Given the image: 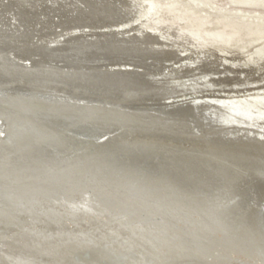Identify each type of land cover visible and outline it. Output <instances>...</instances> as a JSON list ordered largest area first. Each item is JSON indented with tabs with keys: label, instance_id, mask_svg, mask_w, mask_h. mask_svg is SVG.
Returning a JSON list of instances; mask_svg holds the SVG:
<instances>
[{
	"label": "bare ground",
	"instance_id": "bare-ground-1",
	"mask_svg": "<svg viewBox=\"0 0 264 264\" xmlns=\"http://www.w3.org/2000/svg\"><path fill=\"white\" fill-rule=\"evenodd\" d=\"M29 1L35 12L47 9L46 0ZM231 2L264 7V0ZM24 5L19 0H0V30L11 28L13 36L28 32L31 11ZM16 6L19 10L13 12ZM122 6L128 16L136 11L131 18L137 23L135 29H149L166 42L160 44L151 37H85L68 42L62 50L82 53L84 47L102 50L116 46L158 56L194 50L207 58L216 57L217 51L231 53L227 46L264 38V18L259 15L253 24L229 21L211 25L207 14L187 5L182 9L175 0L163 6L162 14L153 0H126ZM89 16L95 19L94 14ZM100 40L104 45H98ZM241 50L233 52L238 56L231 62L235 68L264 72V44L249 52ZM16 55L0 48V264H264V206L252 209L249 201L264 199V193L260 196L252 190L251 197L237 190L245 174L254 177L252 173L258 170L246 163L250 154L228 150L244 145L264 150V87L215 99L218 106L210 105L202 112L196 107L193 116L178 115V110L156 113L123 103L153 89V83L124 86L126 82L121 81L120 90L98 85L100 97L81 95L79 87L97 85L88 77L96 68L69 62L61 66L41 59L33 62ZM203 58L198 57L202 62ZM212 63L217 64L215 60ZM106 69L115 68L98 70ZM70 76L77 85L59 89L64 82L70 84ZM119 76L124 79L123 74ZM39 114L72 121L54 124ZM75 121L91 126L81 127ZM194 121H203L205 128L243 132L249 137L241 140L240 135H234L237 139L227 140L205 134L202 144L175 139L177 133L189 134L197 128ZM112 123L117 125L110 127ZM73 127L81 133L88 131L84 128H109L102 136L114 132L110 138H117V142L109 148L95 147L99 151L92 154L88 149L70 152L68 145L76 146L62 133ZM52 140L61 149L38 159L37 150L42 145L55 147ZM108 149L123 150L126 159H117V164L105 161ZM128 149L133 150L130 155ZM144 151L158 164L165 166L169 161L168 167L181 162L190 168L194 162H205L218 183L204 192L200 187L186 186L188 175L183 181L179 176L170 177L167 170L152 175L140 168L139 161L133 162V157ZM88 157L94 166L85 164ZM123 161H130L129 165Z\"/></svg>",
	"mask_w": 264,
	"mask_h": 264
},
{
	"label": "water",
	"instance_id": "water-1",
	"mask_svg": "<svg viewBox=\"0 0 264 264\" xmlns=\"http://www.w3.org/2000/svg\"><path fill=\"white\" fill-rule=\"evenodd\" d=\"M19 1L20 2L22 1V3H25L24 7L26 8V10L29 9V11L27 12L31 11L30 18L27 20L28 24L26 26V30L28 32L27 33L24 32L23 34H20L18 36H13V33L11 32V28L0 30V48L7 50V51L13 50L14 53L17 54L16 56H22L25 59L29 58L33 60V62L35 60L38 61L37 59H41L43 61L54 62L56 63V65H58L59 63V65L61 66L63 65L64 62H69V63H76L78 65H85L88 68L89 67L93 69L96 68L97 70L95 69V71L93 73H90L88 77H90L91 79L90 80L91 84H97V85L94 87H90V86L85 87V86L80 85L81 87L78 88L77 93L81 95L82 94L87 95L86 93H88V95L91 97H100L99 95H100V92H102V90H100L99 87H97L98 85L109 86L111 87L112 90L114 89L117 91L121 89L120 86H123L120 82L124 81V84L126 82L124 86H128L131 83H134L136 85H139V84L148 85L151 83L155 84L153 89L149 90L146 93H142L136 99L131 98L129 100H126V102H123L126 106H129V107L143 106V107L148 108L147 102L159 101L161 99L162 97L161 90L157 86L158 84L154 81L151 75V73L153 72L152 59L153 60L158 59L159 61H162L163 58L170 56V54L171 56H177L178 52L173 51V53H167L165 56H158L157 54H151L149 52H144L139 49L135 50V49L128 48L129 50H125V49H121L122 47L116 48V46H114L113 49H106L104 47L102 50L101 49L97 50L95 48L88 49L87 47H84L83 48L84 52L82 51V53L81 52H71V51H68L67 53H65V50H62V48L65 47V45L68 42L76 40V39L78 40L81 38H85L88 36L98 37V39L100 38L101 40H103L104 37L108 38V36L109 37L110 36L119 37L122 39H129V38H123L122 37L123 32L121 31H110V32H91L90 31V32H84V33L73 32L67 35L64 40H56V41L51 40L56 33V29L51 30L52 27L57 28L58 26H64V25H66L64 27H69L70 26L69 24H71L72 26L73 25H90V27L93 28L94 26H96L98 23L102 21H108V22L114 23L118 20H121L122 18H125L127 14L123 13L124 11L121 9L123 8L121 7V4H124L126 0H81L83 4L82 3L80 4L79 2H77V0L75 1L74 0H46L45 3L48 5L46 7L47 9H45L44 11L41 10L39 12L38 11L35 12L32 9H30L32 7L31 5L27 3L31 1L29 0L27 1L19 0ZM17 10H19V8L16 6L13 12ZM91 13L94 14L92 18L94 17L95 19L89 18L90 17L89 15ZM151 33H152L151 30L143 28L141 31L139 30L137 34H135L134 36L130 38L138 39L139 37L141 38L151 37L156 42L158 43L161 42L160 44H162V42L165 41L161 36L158 37ZM101 40L99 41V44L97 43L99 46L104 45V43H101ZM95 59H99L101 61L95 62L94 61ZM117 59L125 60L127 62H133L136 67L141 66L143 70L142 71H137V70L122 71V70H116V69H114V71L112 70L109 71L108 69L103 70V71L98 70L99 68L106 66L107 62L114 61ZM212 64L214 63L212 62L209 63V65H212ZM231 67H235V66H231ZM122 74L124 75V79L123 78L121 79V77L119 76ZM67 79H69L70 84L67 82H64V85L58 86L59 89L70 90L71 88H66V86L71 87L73 85H77L76 81L75 83L74 81H72L74 80L73 76L72 78L70 76ZM87 82H89V80ZM79 83L81 84L82 82H79ZM22 86L26 87L25 89L30 88L29 85L17 84V87H22ZM102 95L103 96H108V95L114 96V94L112 93L111 94L102 93ZM188 106L189 107H184V108L179 107V108H173V109L172 108H169V109L161 108L160 111L178 110L179 111L178 115L183 116L189 113L188 116H191V115L193 116L194 107H190V105ZM148 109H151V108H148ZM40 118L43 120L54 122V124H60V125L70 124V121H72V120L67 119L66 117L58 116L55 114H42L40 115ZM173 118L177 119V117H173ZM75 124H78L81 127L91 126V124L89 123L84 124V123H81V121H75ZM194 124H195V127L197 128H192L193 131L189 134L185 133L184 131L179 132L180 134L176 132L177 135H175L176 133H174L175 139L185 144L186 143L187 144L197 143V142L202 144L201 139L203 135L205 134L212 135L213 137H217V138L227 139V140L235 139L236 137L234 135H240L239 139L241 140H247L246 138L249 137L247 135H243V132L240 134H235V132L228 133V132L222 131V129H219V128L218 129L205 128L206 124L204 125L203 121H199V122L194 121ZM115 125L117 124L112 123L110 124V127L115 126ZM74 127L66 130L65 133H62L69 137L68 138L64 136L63 138L71 142L72 144L70 145L75 144L76 146V147H73V146L69 147L68 145L67 150H69L70 152H74L75 149H80V150L88 149L90 150V154H92L93 152L95 153L99 151V149L96 150L95 147L102 148V146L104 147L106 146V148H109L113 146L114 142L115 143L117 142L116 141L117 138L115 139L110 138L112 136H115L114 132H110L109 137L105 139L104 141L100 140V137L104 133H106V131H108L109 128H84V129H87L88 131H84V133H81L79 132L81 131V129L74 128ZM168 134H171V133H168ZM52 141L54 143L56 142L55 147H52L53 145L49 146V144H47L48 146L42 145L39 148L40 151L37 150L38 159L41 160L42 158H46L45 157L46 155L53 156L56 148L61 149L59 145L57 146V143H58L57 141L55 140H52ZM244 146L243 147L237 146L238 148L235 147L234 149H228V150L230 152L243 151L242 153L250 154V156H252L248 158V160H246V163L248 165L251 164L253 167L257 168L258 170L256 171L257 173H252L254 177L249 176V178L245 174L243 176V180H239L237 184V188H238L237 190L242 191V192L244 191L248 196L252 197L253 196L252 190H255L254 192L259 195L264 193V150L262 149V151H260L256 149L255 147L251 148V147H247V146L244 147ZM122 151L123 150L116 149V151L113 152L110 149H108L107 151L106 150L104 151L105 154L103 157L105 158V161L107 160L109 162L112 160L113 162L117 164L118 163L116 162L117 159L119 160L126 159L125 158L126 154L123 153ZM45 152L48 154H46ZM126 152L128 155H130L133 152V150L128 149ZM143 153L145 154L144 156H143ZM65 154H67V152H65ZM138 154H139L138 158L133 157V162L137 164L139 161L140 166H141L140 168L143 169V167H145L146 172H150L152 175L160 174V173L166 172L167 170V173L168 175H170V177L172 176L173 178H176L179 176L181 177L182 181L187 180L186 176L188 175L187 182L189 183L186 182V186L189 187L190 189H192L193 187H195L196 189L197 187H200L201 190L205 192V191H209L214 183H218L216 182L217 179L213 178L210 167L204 164L205 162L204 163L199 162V161L194 162V166L190 168L186 167L185 164L181 162H177L174 166L168 167L167 164L169 161L165 163V166L162 165L163 163L162 162L160 163V161H159L160 164H158V162H155L156 159H152V157H148L147 154H149V151L148 153L147 151L141 152L142 155L140 153ZM179 154L181 153L179 152ZM184 157H187V156H184ZM129 162L130 161H127L124 163L129 165ZM151 162H154V163H151ZM85 164L86 165L91 164L92 166H94L93 160H90L89 157L85 159ZM259 171H262V173H258ZM185 172H187L188 174H185ZM193 178L195 179L193 180ZM199 179L204 183H201V182L197 183ZM256 200L258 199L249 200L251 202L249 203L252 205V209H256L255 206L256 207L264 206V199L259 198L258 201ZM154 242H157V240L156 241L154 240Z\"/></svg>",
	"mask_w": 264,
	"mask_h": 264
},
{
	"label": "rangeland",
	"instance_id": "rangeland-1",
	"mask_svg": "<svg viewBox=\"0 0 264 264\" xmlns=\"http://www.w3.org/2000/svg\"><path fill=\"white\" fill-rule=\"evenodd\" d=\"M153 1L157 3L158 6L157 9L159 13L162 14L164 13L166 8L163 6L168 4V2L171 0H153ZM175 1L177 2V6H179L182 9L185 8L184 5H187L197 13L207 14L208 17L210 18L211 25H221L229 21H243L247 24H253L254 22H257L255 15H259L260 17L264 18V7L247 6L241 3L236 4L231 2V0H175ZM77 2H79L80 4L82 3L81 0H77ZM122 5L123 4H121V7H123ZM135 12L136 11L133 10L129 16L126 15L125 18H122L121 20H118L114 23L108 21H102L93 28L90 27V25L72 26L71 24H69L73 28H71L70 26H69L70 28L64 26H58L56 28L57 33H55V35L51 40L56 41L55 40L56 38L57 40H60V38L61 40H64L66 38V35L73 32L81 33V30L83 31L82 33L90 32V31L110 32L114 30L115 31L122 30L121 31L123 32L122 37L129 38V36L132 37L134 36V33L137 34L139 32L138 29H135L137 23L131 20V18L135 16L136 14ZM63 28L66 29L63 30ZM244 43L245 44L240 43L238 45L235 44L233 46H227L228 51H231V53L217 51L216 57H211V56L207 57L209 60H205L207 59L205 56H204L205 58H203L201 54L196 53L194 50H193L194 52L191 50L183 51L181 50V48H180L182 52L181 54L185 56H182L180 53H178L177 56H168L163 58L162 61L152 59V65L155 68L152 66L153 72L151 73V75L154 81L158 84L157 86L161 90L162 97L159 101L147 102L148 105L147 107L151 108L153 111H156L157 113L160 111V108H164V107L168 109L169 108L173 109L175 108V106L184 108V107H189L188 105H190V107L195 108L194 111L197 112L198 109L199 112H202L203 109H205L210 105L218 106L215 99L217 100V99L229 97L230 95L240 96L245 93L256 91V88L257 90L263 88L264 72L254 74L246 69H242L241 67H236L237 69L239 68L238 70L235 67L234 68L231 67L233 66L231 62L236 61L235 58L238 57L236 53H233L236 49H240V50L242 49L241 51H245V52L252 51L258 47H261L264 44V38H259L251 41L246 40L244 41ZM218 45L216 48H218ZM199 56H201L204 59V60L202 59L203 63L202 61H199L198 59ZM225 57L227 58L229 57V58L227 59ZM212 60H215L217 64L215 63V65L214 64L209 65V63L212 62ZM118 61L119 59L114 61H109L106 63L105 67H108L110 69L115 68L116 70H122V71L143 70L141 66L136 67L133 62H127L121 59H120L121 62ZM200 93H202L203 95ZM199 95L202 96H200L199 98ZM193 96L196 98L194 99ZM210 98L211 100H209ZM213 110H215V108ZM108 137H109L108 135L102 136L100 137V140L104 141Z\"/></svg>",
	"mask_w": 264,
	"mask_h": 264
}]
</instances>
